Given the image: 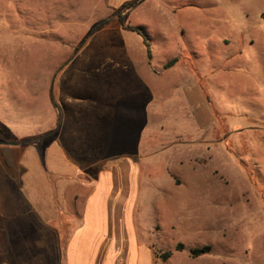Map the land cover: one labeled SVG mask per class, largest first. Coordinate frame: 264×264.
<instances>
[{
    "label": "rangeland",
    "instance_id": "374dc122",
    "mask_svg": "<svg viewBox=\"0 0 264 264\" xmlns=\"http://www.w3.org/2000/svg\"><path fill=\"white\" fill-rule=\"evenodd\" d=\"M0 104L18 133L87 111L68 153L137 166L157 264H264V0H0Z\"/></svg>",
    "mask_w": 264,
    "mask_h": 264
},
{
    "label": "crops",
    "instance_id": "0c3cea01",
    "mask_svg": "<svg viewBox=\"0 0 264 264\" xmlns=\"http://www.w3.org/2000/svg\"><path fill=\"white\" fill-rule=\"evenodd\" d=\"M222 43L228 49L229 38ZM65 103L73 104L71 98ZM4 108L0 104V264H157L137 219V166L129 158L89 161L79 151L68 153L70 137L78 149L87 148V111L59 115L60 125L48 132L18 133V117Z\"/></svg>",
    "mask_w": 264,
    "mask_h": 264
},
{
    "label": "trees",
    "instance_id": "16d2710c",
    "mask_svg": "<svg viewBox=\"0 0 264 264\" xmlns=\"http://www.w3.org/2000/svg\"><path fill=\"white\" fill-rule=\"evenodd\" d=\"M134 3H130L129 5H127V8H130V6H132ZM119 17V21L123 26V29L126 31H130V32H135L137 34H139L144 41V44L147 48L148 51V56L151 57V48H150V43H149V39L148 36L146 35V33L140 29V28H136V27H132L130 25H125L124 24V19L121 13L118 14ZM177 61V59L172 60L171 62L167 63L165 65V68H169L172 65L175 64V62ZM184 249V245L182 243L177 244V250H183ZM211 251V246H205L203 248H194L190 250V255L192 258H198L206 253H209ZM156 256H158L159 254L155 253ZM172 253L170 251L164 252L162 254H160V257L163 258L164 260H167L171 257Z\"/></svg>",
    "mask_w": 264,
    "mask_h": 264
}]
</instances>
